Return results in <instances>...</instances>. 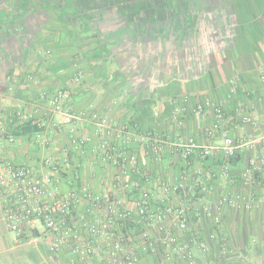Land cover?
Returning a JSON list of instances; mask_svg holds the SVG:
<instances>
[{"label":"crops","instance_id":"crops-1","mask_svg":"<svg viewBox=\"0 0 264 264\" xmlns=\"http://www.w3.org/2000/svg\"><path fill=\"white\" fill-rule=\"evenodd\" d=\"M151 1L146 13L118 0H0V127L15 135L14 143H3L1 157L49 172L44 160L59 156L65 134L44 132L51 141L45 147L36 141L34 126L23 131L20 120L8 114L19 108L33 114L41 92L60 89L71 91L69 106L76 111L95 110L116 122L158 131L176 144L165 148L161 165L145 155L150 150L144 144L129 148L141 157L154 188L156 179L173 182L180 174L182 145L194 138L201 149L215 148L206 159L199 154L193 159V172L205 176L199 181L208 184L209 193L201 197L195 189L191 195L173 194L172 200H190L189 237L198 264H264V172L250 210L225 207L221 227L203 211L222 196L248 198L240 176L251 159L264 161V145L237 151L230 162L232 178L226 181L220 177L222 139L206 133L217 118L194 112L210 100L227 113L223 125L232 137L264 135V0H168L163 6ZM239 104L256 117L258 128L242 124L234 114ZM176 106L185 109L180 127L171 118ZM43 116L50 124V117ZM81 130L98 143L88 123ZM80 161V178L74 181L71 172L63 188L76 182L102 191L109 173L100 166L92 173L87 159ZM42 233L41 225L26 227L22 236L11 232L0 199V264H66L68 250L57 256L47 241L32 242ZM92 264L106 263L94 257ZM140 264L173 263L148 251ZM174 264L184 263L177 259Z\"/></svg>","mask_w":264,"mask_h":264},{"label":"built area","instance_id":"built-area-1","mask_svg":"<svg viewBox=\"0 0 264 264\" xmlns=\"http://www.w3.org/2000/svg\"><path fill=\"white\" fill-rule=\"evenodd\" d=\"M261 80L264 81V75ZM70 99L68 89L53 93L43 91L34 104L35 113L19 108L8 114L18 118L21 125L34 126L38 131L36 141L45 147L50 146L51 141L44 132L65 134L67 144L59 151V156L44 160L49 172L4 161L1 157L3 143H14L15 135L7 127H0V199L8 229L22 236L26 227L34 230L41 225L43 233L33 236L32 242L47 241L57 256L68 250L70 258L66 264H92L94 257H103L106 264H140L143 252L148 251L161 254L164 262L174 264L178 259L184 264H198L189 237L190 200L176 204L172 195H191L195 189L201 197L208 195V184L199 181L205 176L199 173L196 177L193 172V159L197 154L206 159L215 148L201 149L194 138L188 139L180 151V174L173 182L164 177L156 179L154 188V179L146 171L141 157L129 148L135 142L144 144L150 150L145 151V155L161 165L165 148L176 144L158 131L140 130L131 122L119 123L95 110L76 111L70 108ZM194 112L202 118L208 112L215 114L217 121L206 133L209 137L220 135V149L224 153L220 177L230 181V162L237 151L264 145V135L232 137L223 125L227 113L210 100L197 105ZM40 113L50 117V124ZM184 114L185 109L180 106L172 111L171 118L179 127L183 125ZM234 114L242 124L260 126L243 104L237 105ZM83 123L93 128L98 143L93 144V136L82 132ZM80 158L87 159L90 172L100 166L109 173L102 181L105 185L102 191L95 192L90 186L76 182L68 189L63 188V179L71 172L74 181L80 178L83 168ZM263 172L264 161L251 159L240 176L242 185L248 189V198L222 196L214 206H205L203 211L213 216L216 225L221 227L225 207L250 210L258 198L255 189ZM219 242L226 251L224 234L219 235ZM200 248L207 251L205 245Z\"/></svg>","mask_w":264,"mask_h":264},{"label":"trees","instance_id":"trees-1","mask_svg":"<svg viewBox=\"0 0 264 264\" xmlns=\"http://www.w3.org/2000/svg\"><path fill=\"white\" fill-rule=\"evenodd\" d=\"M120 3H122V4H129L130 2L131 3H134V4H136L137 5V9H138V11L137 12H142L143 10H146V13H147V9H149L150 8V4L152 3V1L151 0H148V1H144V0H118ZM154 3H156V4H160V5H165V4H167V2H168V0H154L153 1ZM130 3V4H131ZM132 5V4H131ZM133 6V5H132ZM145 6H146V8H145ZM25 126H28V127H30L31 125L30 124H27V125H24V127H23V131H24V129H26L25 128Z\"/></svg>","mask_w":264,"mask_h":264}]
</instances>
